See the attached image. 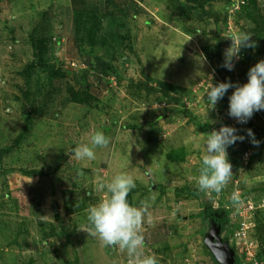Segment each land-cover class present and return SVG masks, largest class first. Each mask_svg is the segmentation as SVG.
Listing matches in <instances>:
<instances>
[{"label":"rangeland","instance_id":"1","mask_svg":"<svg viewBox=\"0 0 264 264\" xmlns=\"http://www.w3.org/2000/svg\"><path fill=\"white\" fill-rule=\"evenodd\" d=\"M81 1L0 0V264H126L125 252L87 234L86 213L108 196L99 183L122 172L136 183L132 205L155 196L142 228L143 251L159 264H214L204 245L203 203L231 204L234 191L242 201L264 203V110L241 125L227 115L233 89L215 110L205 96L211 83H247L249 69L264 60L262 33L234 70L221 66L229 36L255 37L254 7L249 0H137L143 10L134 17L92 18ZM256 3L264 18V0ZM45 21L43 43L34 41ZM99 58L110 64L106 76L95 69ZM164 84L179 103L165 97ZM102 85L101 95L87 93ZM77 93L88 103L72 102ZM222 125L246 137L227 149L231 181L215 199L214 193L178 196L177 188L196 189L205 154L200 134ZM96 131L110 138L109 146L97 147L95 160L72 159L71 151L90 144ZM66 191L76 207L71 215ZM49 212L55 222L38 217ZM258 217L264 219V209ZM255 229L253 236L264 237V224Z\"/></svg>","mask_w":264,"mask_h":264},{"label":"clouds","instance_id":"2","mask_svg":"<svg viewBox=\"0 0 264 264\" xmlns=\"http://www.w3.org/2000/svg\"><path fill=\"white\" fill-rule=\"evenodd\" d=\"M252 37L248 33L229 36L227 39L232 43L224 52V62L221 66L228 71L234 70L235 63L241 59V52L257 47ZM229 89L233 91L228 97L227 115L239 124H246L256 112L264 110V60H260L249 69L247 83L241 85L231 82L230 79L227 82L211 83L210 90L205 95L210 110L216 109L218 102L224 98ZM238 131L235 127L222 125L219 130L214 129L210 133L200 134L206 139L205 154L197 169L198 175L194 177L198 194L220 195L231 181L233 165L229 161L227 149L237 142H243L246 138L244 135H238ZM245 131L250 143L254 147H259L260 141L255 138L252 130ZM109 144L110 138L103 132L96 131L90 137V144L80 143L71 151L73 153L71 158L76 161L95 160V149L107 148ZM150 173L151 167H148L146 174ZM135 188L134 178L124 172L115 175L110 181H101L98 190L106 191L108 196L86 209L87 234L97 238L105 247L125 252L126 264H159L155 254H146L143 251L145 237L142 228L145 216L151 207L149 200L154 201L155 196H150L140 201L139 206H134L129 203L128 197ZM230 201L232 206L237 208L243 203L240 194L235 191L231 194ZM38 217L44 221L53 220L50 212Z\"/></svg>","mask_w":264,"mask_h":264},{"label":"trees","instance_id":"3","mask_svg":"<svg viewBox=\"0 0 264 264\" xmlns=\"http://www.w3.org/2000/svg\"><path fill=\"white\" fill-rule=\"evenodd\" d=\"M249 2L254 7V14L252 15V20L254 21V23H256V27H255V31H254L256 34H255V37L252 38V39L256 41L257 40L256 38H258V36H260L262 33H264V18L259 13V8H258V5L256 3V0H249ZM183 8L186 9L185 6ZM255 11L257 13H255ZM95 16H98L99 17L98 13H96V12L94 13V11H92L91 12V17L92 18H95ZM47 27H48V23L45 21V24L44 25L41 24V26L38 27L35 30L33 39L35 38L36 40H34V41H37L39 43H43L41 41V38H43L44 36H46V29H47ZM76 40L78 41L79 39L76 38ZM219 55H220V53L217 52L216 53V57L217 58H220ZM248 56H250V57L252 56L251 50L248 52ZM36 64H37V62H32L31 65H30V67L33 68ZM87 64L91 65L90 62H88ZM94 65H95L96 71L98 73H100V76H103V75L106 76L109 73V71H110V64L108 63V61H104L102 58L97 59L96 60V63H94ZM217 73L218 74H222L221 69H217ZM150 78L151 77H149L147 79V81H150ZM96 80L97 81L99 80V76H97V79ZM95 86L97 87V83H95ZM162 87H163V93H164V95H165V97L167 99L174 100L176 103H179L180 102V99H177V98H174L173 99L171 97V91L169 89V88H171V85L170 84H164V85H162ZM98 88L92 87L91 89L88 90L87 93L90 96H92L94 94L101 95L102 93H104L103 92V89L105 88V86L98 87ZM73 92H72V95H73ZM71 99H72V102H74V103H79V104L88 103V101H86L85 98L80 97V93H77ZM46 105H47V102L44 101L43 104H42V106H46ZM36 109H38V106L35 108V111H36ZM37 111H39V110H37ZM3 155H4V151L0 150V161H1ZM26 174H32V172L28 171V172H26ZM176 193H177L178 196H181V195L184 196L185 195L186 197H192L194 199H203V196H204V193H199L198 194L197 188L196 189H193V188L188 187V186H184V187H181V188H177L176 189ZM67 194H68V192L66 191L65 192L66 212H67V214L71 215V214L75 213L76 207H73L71 203L69 204L70 201H69V198H68V195ZM130 195L131 194H129L128 200H129V203L132 204ZM215 198H216V194L214 193L213 199H215ZM210 204L213 205V201L212 202H206V203L204 202L203 203V206H204V208L205 207H209ZM231 207H232V204H229L228 202H225V201L221 200L220 201V208H217V209H222L223 211H225V213L227 215V223L224 224L223 236L226 237V238H228V239H230V240L234 236V233L236 232V225L234 224L233 219L231 218V214H232ZM200 217L203 219V223L205 225L204 226L205 227L204 229L206 231L208 229L209 220H208L207 217H205L204 210L202 212H200ZM256 222H257V225H256L255 228H258L259 225H260V223L261 224H264V219L262 218V220H261V217H258V219L256 220ZM203 234H204V232H203ZM254 234H256V229H255V233ZM254 237H256V236H254ZM257 237H256V240L257 241L259 240L258 243L260 242L259 244H261V245H259L258 259L259 260H263L264 259V237H259L258 239H257ZM208 254L211 256V254H210L209 251H208ZM211 259H212L213 263L216 264L215 261H214V259L212 257H211ZM237 264H243L238 252H237Z\"/></svg>","mask_w":264,"mask_h":264},{"label":"built area","instance_id":"4","mask_svg":"<svg viewBox=\"0 0 264 264\" xmlns=\"http://www.w3.org/2000/svg\"><path fill=\"white\" fill-rule=\"evenodd\" d=\"M233 1L237 4H244L243 0ZM250 156V152L246 150L242 156L243 163L247 164ZM261 209H264V203L257 206L251 200L243 201L238 208L231 207V218L236 225V232L230 242L235 246L243 264H264V259H258L259 243L253 236L256 227L257 211Z\"/></svg>","mask_w":264,"mask_h":264},{"label":"water","instance_id":"5","mask_svg":"<svg viewBox=\"0 0 264 264\" xmlns=\"http://www.w3.org/2000/svg\"><path fill=\"white\" fill-rule=\"evenodd\" d=\"M204 214L209 220L208 230L204 234V245L215 263L237 264L236 248L223 236L224 224L227 223L225 211L210 204L209 207L204 208Z\"/></svg>","mask_w":264,"mask_h":264},{"label":"crops","instance_id":"6","mask_svg":"<svg viewBox=\"0 0 264 264\" xmlns=\"http://www.w3.org/2000/svg\"><path fill=\"white\" fill-rule=\"evenodd\" d=\"M81 2H83V0ZM84 3L88 8L98 14L104 13L118 17H134L143 10L141 7L140 10L137 8V0H86ZM88 62L90 61L88 60L87 63ZM103 86L104 85L101 87ZM104 90L105 88L103 89V92Z\"/></svg>","mask_w":264,"mask_h":264}]
</instances>
